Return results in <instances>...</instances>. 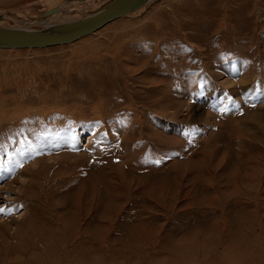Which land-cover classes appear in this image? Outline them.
Returning a JSON list of instances; mask_svg holds the SVG:
<instances>
[{
    "label": "rangeland",
    "instance_id": "374dc122",
    "mask_svg": "<svg viewBox=\"0 0 264 264\" xmlns=\"http://www.w3.org/2000/svg\"><path fill=\"white\" fill-rule=\"evenodd\" d=\"M64 1L0 0V27L110 0ZM0 119V264H264V0L0 50Z\"/></svg>",
    "mask_w": 264,
    "mask_h": 264
},
{
    "label": "water",
    "instance_id": "95a60500",
    "mask_svg": "<svg viewBox=\"0 0 264 264\" xmlns=\"http://www.w3.org/2000/svg\"><path fill=\"white\" fill-rule=\"evenodd\" d=\"M144 2L145 0H120L88 19L66 25L0 28V48H46L72 43L137 9Z\"/></svg>",
    "mask_w": 264,
    "mask_h": 264
},
{
    "label": "bare ground",
    "instance_id": "6f19581e",
    "mask_svg": "<svg viewBox=\"0 0 264 264\" xmlns=\"http://www.w3.org/2000/svg\"><path fill=\"white\" fill-rule=\"evenodd\" d=\"M68 1H70V2H72V3H77L78 2V4L79 3H82V2H86L87 0H65L63 3H65V2H68ZM118 1H120V0H110L108 3H106V4H104L102 7H100L99 9H97V10H95V11H93V12H91L90 14H88L84 19H82V20H85V19H88V17L89 16H92V15H94V14H96V13H98V12H100V11H102V10H104V9H106L109 5H112V4H115V3H117ZM122 1V0H121ZM147 2V0H145V2L143 3V4H145ZM142 4V5H143ZM152 4H154V3H152ZM141 5V6H142ZM61 6V5H60ZM60 6H58L56 9H54V10H52V11H49V12H47V14L46 13H44V14H42V15H40V16H38V17H36V18H33V20L30 22V23H26V24H22L21 26H18V27H20V28H23V27H26V26H24V25H29V24H31L32 22H35L34 20H36V21H39V20H42V18H44V17H51V16H54V15H56V14H58L60 11H62V10H60V9H62ZM140 6V7H141ZM140 7H138L137 9H135V10H133V11H131V12H128V13H126L125 15H123V16H120V17H118L117 19H115V20H113V21H111L110 23H108V24H106V25H104L103 27H101L99 30H97V31H95V32H93V33H91L90 35H94V34H96L97 32H99L101 29H103V28H105V27H107L108 25H110L111 23H113V22H115V21H117V20H119L120 18H124V17H127L128 15H130L131 13H133V12H135V11H137L138 9H140ZM64 9V8H63ZM63 12V11H62ZM49 18H45V20H47V19H49ZM44 19H43V21H44V23L46 22ZM82 20H80V21H82ZM3 21V18L0 16V22H2ZM41 22V21H40ZM77 22H79V21H77ZM75 23V22H74ZM39 24V23H38ZM38 24H35V25H32V26H34V27H40V26H48V25H55V24H41L40 23V25H38ZM63 25H66V24H63ZM28 27H31V26H28ZM0 28H14V27H4V26H1ZM90 35H88V36H90ZM87 37V36H86ZM86 37H83V38H86ZM83 38H80L79 40H81V39H83ZM79 40H77V41H79ZM76 42V41H75ZM74 42H72V44H73ZM68 44H71V43H68ZM65 45H67V44H65ZM58 46H60V45H58ZM51 47H55V46H51ZM46 48H48V47H46ZM15 50V49H17V48H9V49H4V48H0V50ZM24 49H34V48H24ZM37 49H41V48H37ZM17 113V112H16ZM0 120H2V119H0ZM1 123V122H0ZM2 126V125H1ZM59 230V229H58ZM226 247V246H225ZM206 248V247H205ZM228 248V247H227ZM207 249V248H206ZM6 250V249H5ZM14 251V249L9 253V254H11L12 255V252ZM262 251V250H261ZM33 253H34V256H31L30 257V263H32V264H48L47 262H39V260L36 258V255H38V254H41L42 252L40 251V252H37L36 250H34L33 251ZM54 253V252H53ZM8 254V255H9ZM29 254V252L28 251H26V249H24V250H22V252H20V256H22V255H28ZM48 254V253H47ZM42 255V254H41ZM40 255V256H41ZM39 256V255H38ZM37 256V257H38ZM39 256V257H40ZM42 257V256H41ZM40 257V258H41ZM67 257V256H66ZM63 258V257H62ZM28 260H29V257L28 258H26V260H24V259H22L21 260V264H27V262H28ZM62 261H60V263H61ZM18 262H15V264H17ZM66 263V262H65ZM54 264V263H53Z\"/></svg>",
    "mask_w": 264,
    "mask_h": 264
},
{
    "label": "snow or ice",
    "instance_id": "6c2138e0",
    "mask_svg": "<svg viewBox=\"0 0 264 264\" xmlns=\"http://www.w3.org/2000/svg\"><path fill=\"white\" fill-rule=\"evenodd\" d=\"M5 212V208L4 207H0V213Z\"/></svg>",
    "mask_w": 264,
    "mask_h": 264
}]
</instances>
